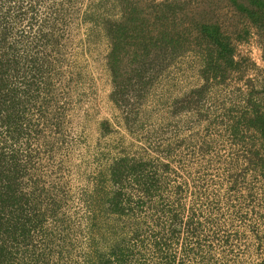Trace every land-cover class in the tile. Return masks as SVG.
I'll return each instance as SVG.
<instances>
[{
    "label": "rangeland",
    "instance_id": "1",
    "mask_svg": "<svg viewBox=\"0 0 264 264\" xmlns=\"http://www.w3.org/2000/svg\"><path fill=\"white\" fill-rule=\"evenodd\" d=\"M18 1L0 0V24L9 23L12 28L10 42L29 37V54L36 55L42 50H36V44H42L37 40L41 25L60 13V3L68 0ZM91 1L74 0L65 7L82 11ZM18 4L23 6L19 20L15 18H19ZM74 14L65 17L69 29L59 38L60 64L51 74L50 85L20 99L19 120L0 129V153L21 168L16 198H23L21 208L15 206L11 215L23 230L0 233L5 254L1 264H115L110 252L118 243L123 248L121 239L130 230L127 219L111 214L106 206L112 187L105 169L125 152L137 157L149 152L152 159L156 153L151 150L157 148L170 149L172 166L184 169L180 171L183 177H171V186L188 182L182 195L188 208L183 220L199 229L189 232L186 247L155 249L151 239L159 235L167 218L143 209L137 213L143 224L141 238H130L124 246L134 254L129 264H165L166 257L173 256L176 264H264V186L260 188L248 177L251 185L242 188L253 189L254 199L247 197L245 202L230 192L224 173L231 147L227 137H220L226 129L208 122L229 116V106L240 99L250 79L264 81V30L235 43L240 62L236 73L231 72L226 82H209L199 104L202 125L191 111L180 110L160 119V110L170 107L152 104L148 108L152 116L133 127L140 139L151 140L152 145H145L125 129L110 99L106 41L100 36L87 41L88 25ZM199 66L189 53L169 67L167 73L173 79L166 82L185 89L201 84ZM28 76L33 78L32 73ZM20 82L18 78L13 84L22 94L24 89L17 86ZM4 109L5 103L0 110ZM206 135L213 137L203 138ZM204 140L208 141L205 145ZM169 143L171 147H167ZM202 148L206 153L201 155ZM168 198L170 194L163 196ZM134 200L143 204L138 195ZM141 239L146 240L145 246Z\"/></svg>",
    "mask_w": 264,
    "mask_h": 264
},
{
    "label": "trees",
    "instance_id": "2",
    "mask_svg": "<svg viewBox=\"0 0 264 264\" xmlns=\"http://www.w3.org/2000/svg\"><path fill=\"white\" fill-rule=\"evenodd\" d=\"M72 1L60 3V13L55 12L41 25L37 40L42 44H36V50L40 47L42 50L36 55L29 54L32 51L29 37L23 35L20 40L10 42L12 28L9 23L0 24V108L3 103L6 105L4 111L0 110V129L11 127L19 120L16 110L21 105L20 99H25L34 89L41 91L50 85L51 74L60 64L59 38L69 26L65 17L74 13L88 25L87 41L97 36L106 41L105 59L112 84L110 99L125 129L145 145H152L151 140L140 139L133 127L141 125L139 120L152 116L148 110L152 104L170 107L168 111L160 110V119L184 110L195 114L199 126L202 125L203 107L199 104L209 82L223 83L231 72L236 73L240 62L236 59L235 43L264 30V0H93L82 11L73 6L65 7L73 5ZM17 7L19 18H15L19 20L23 18V6L18 4ZM189 53L199 62L203 82L186 89L173 88L175 86L166 82L173 79L167 70ZM28 73H32L33 78H29ZM18 78L21 82L17 86L24 89L22 94L13 84ZM250 81L245 90H241L240 99L229 106V116L220 121L208 120L210 125L214 123L226 129V133L220 135L227 137L231 147L224 179L230 184V192L244 202L247 197L254 199L253 189L242 188L251 185L248 177L256 180L260 188L264 186V81ZM207 143L204 140L203 144ZM169 145L171 147V143L167 147ZM160 149L151 150L156 153L152 159L149 152L140 157L125 152L105 169L104 175L112 187L106 206L111 214L126 218L130 230L121 239L123 248L119 249L118 243L110 252L116 259L115 264H129L132 260L134 254L125 251L124 246L128 240L141 238L143 224L137 220V213L143 209L167 218L159 235L151 239L155 249L186 247L189 232L199 229L191 221L183 220L188 208L182 195L188 182L177 181L179 184L171 186V177H183L180 171L184 169L172 166L170 149L168 152ZM204 150L200 151L201 155L206 153ZM20 179V166L0 153V233L23 230L20 221L11 220L14 207L22 206L23 198H16ZM165 194H170L168 200L163 199ZM136 195L142 198V205L134 200ZM140 241L142 246L146 245V240ZM4 256L0 245V258ZM176 258L166 257L164 263L176 264ZM3 262L1 260L0 264Z\"/></svg>",
    "mask_w": 264,
    "mask_h": 264
}]
</instances>
